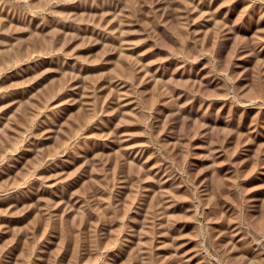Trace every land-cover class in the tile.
<instances>
[{
	"label": "rangeland",
	"instance_id": "374dc122",
	"mask_svg": "<svg viewBox=\"0 0 264 264\" xmlns=\"http://www.w3.org/2000/svg\"><path fill=\"white\" fill-rule=\"evenodd\" d=\"M0 264H264V0H0Z\"/></svg>",
	"mask_w": 264,
	"mask_h": 264
}]
</instances>
